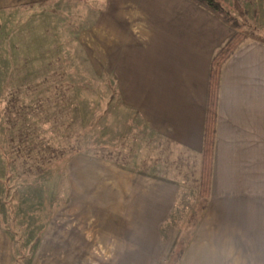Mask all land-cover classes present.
Returning a JSON list of instances; mask_svg holds the SVG:
<instances>
[{"label": "crops", "instance_id": "1", "mask_svg": "<svg viewBox=\"0 0 264 264\" xmlns=\"http://www.w3.org/2000/svg\"><path fill=\"white\" fill-rule=\"evenodd\" d=\"M50 1L0 0V11ZM75 1L97 6L93 20L78 19L75 41L98 76H112L148 131L201 156L212 63L233 27L189 0ZM63 179L66 214L41 231L29 264H167L186 228L173 224L175 182L84 154L66 161ZM2 227L0 216V264H13ZM175 264H264L262 37L220 66L209 195Z\"/></svg>", "mask_w": 264, "mask_h": 264}, {"label": "rangeland", "instance_id": "2", "mask_svg": "<svg viewBox=\"0 0 264 264\" xmlns=\"http://www.w3.org/2000/svg\"><path fill=\"white\" fill-rule=\"evenodd\" d=\"M218 1L239 44L264 38L255 29L256 18L264 17V0ZM77 2L0 11V216L13 264H29L41 231L57 213L66 214L63 171L77 154L170 179L179 187L173 224L187 231L190 216L197 215L204 155L187 154L148 131L125 106L112 76H98L96 61L75 41L82 27L78 19L93 20L97 6ZM29 130L64 148L66 156L38 162L40 173H29L31 159L24 163L13 155L9 142Z\"/></svg>", "mask_w": 264, "mask_h": 264}, {"label": "trees", "instance_id": "3", "mask_svg": "<svg viewBox=\"0 0 264 264\" xmlns=\"http://www.w3.org/2000/svg\"><path fill=\"white\" fill-rule=\"evenodd\" d=\"M194 4L202 7L206 11L212 13L218 17L221 21L228 24L229 21L226 19V15L223 11L218 0H189ZM234 28V27H233ZM240 38L238 35L233 36V38L225 45V47L217 54L212 63L211 71V85H210V96L208 103V113H207V127L205 134V142L203 149V164L201 168V180H200V193H199V203L198 210H202L205 205V200L209 195V188L211 183V167H212V150H213V135H214V119H215V104H216V90H217V80L219 75V69L222 63L232 54L235 48L238 46ZM11 122V121H7ZM31 127H35L32 125ZM37 131H27V132H17L13 138L9 139L10 146L12 149V154L20 158L24 163L26 159H31V164L28 167L29 173L39 172L38 162L45 164H51L52 158H63L66 156V151L64 148H54L43 142L38 135ZM36 156V157H32ZM197 223V215H191L189 223L187 226V231L185 230L184 235L177 243L173 253L171 254L167 264H175L180 250L184 242L189 238L190 229Z\"/></svg>", "mask_w": 264, "mask_h": 264}]
</instances>
